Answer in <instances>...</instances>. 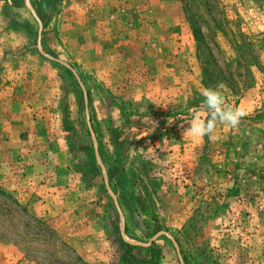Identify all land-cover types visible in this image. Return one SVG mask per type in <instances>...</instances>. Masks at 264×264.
I'll return each instance as SVG.
<instances>
[{
    "label": "rangeland",
    "instance_id": "1",
    "mask_svg": "<svg viewBox=\"0 0 264 264\" xmlns=\"http://www.w3.org/2000/svg\"><path fill=\"white\" fill-rule=\"evenodd\" d=\"M193 25L249 76L211 88L244 113L213 138L186 133L209 118ZM126 244L264 264V0H0V264H124Z\"/></svg>",
    "mask_w": 264,
    "mask_h": 264
},
{
    "label": "trees",
    "instance_id": "2",
    "mask_svg": "<svg viewBox=\"0 0 264 264\" xmlns=\"http://www.w3.org/2000/svg\"><path fill=\"white\" fill-rule=\"evenodd\" d=\"M192 30L195 36V40L198 43V50H199V58H200V65H201V75H202V83L207 89H211L216 87L217 85H223L226 87H229L232 92H237L240 89V84H243L244 87H248V82L246 78H249V76L239 75L235 76V74L229 70L226 69L223 71L219 66H217L215 60L212 58V53L210 52L208 46L205 42V37L202 34L201 30L193 25ZM240 46V45H239ZM238 49V47H237ZM210 55V56H207ZM238 67H241V64L248 65V61L244 60L238 61ZM240 79H243V83H240ZM236 90V91H235ZM127 245V244H126ZM133 246L127 245V250L122 255V260L124 264H134V258L132 255ZM143 262H146L148 264H158L159 257L155 252L151 249V256L148 260H142Z\"/></svg>",
    "mask_w": 264,
    "mask_h": 264
},
{
    "label": "clouds",
    "instance_id": "3",
    "mask_svg": "<svg viewBox=\"0 0 264 264\" xmlns=\"http://www.w3.org/2000/svg\"><path fill=\"white\" fill-rule=\"evenodd\" d=\"M204 110L208 111L209 118L198 119L193 113L192 119L196 122L190 123L191 126L186 133L213 138L217 123L235 128L244 116L243 111L227 104L224 95L216 89H209L204 93Z\"/></svg>",
    "mask_w": 264,
    "mask_h": 264
}]
</instances>
